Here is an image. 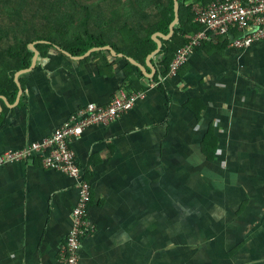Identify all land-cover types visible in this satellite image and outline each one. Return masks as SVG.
<instances>
[{
	"label": "crops",
	"instance_id": "crops-1",
	"mask_svg": "<svg viewBox=\"0 0 264 264\" xmlns=\"http://www.w3.org/2000/svg\"><path fill=\"white\" fill-rule=\"evenodd\" d=\"M239 35H211L164 77L157 54L169 39L158 37L153 57L136 60L144 98L72 142L95 226L80 264H264V38L239 50ZM60 49L19 76L15 101L0 95V153L130 93L128 72L138 74L124 54L73 59ZM75 184L39 160L0 167V264H62Z\"/></svg>",
	"mask_w": 264,
	"mask_h": 264
},
{
	"label": "trees",
	"instance_id": "trees-1",
	"mask_svg": "<svg viewBox=\"0 0 264 264\" xmlns=\"http://www.w3.org/2000/svg\"><path fill=\"white\" fill-rule=\"evenodd\" d=\"M214 1L178 0L179 21L174 35L164 41L157 54L162 77L168 74L177 49L202 29L194 22L193 6L207 7ZM174 19V0H0V95L9 102L15 101L18 94L15 74L31 66L33 43L39 51V60L53 46L81 56L92 48L110 45L125 57L144 63L157 48L153 34L168 35ZM208 40L212 41L211 35L205 41ZM102 53L94 52L86 60ZM125 57L128 69L133 75L138 74L133 78L128 72L125 89L128 92L145 89L144 76ZM215 150L216 146L213 153Z\"/></svg>",
	"mask_w": 264,
	"mask_h": 264
},
{
	"label": "built area",
	"instance_id": "built-area-1",
	"mask_svg": "<svg viewBox=\"0 0 264 264\" xmlns=\"http://www.w3.org/2000/svg\"><path fill=\"white\" fill-rule=\"evenodd\" d=\"M192 10L194 21L201 25L202 29L177 49L170 66V75L176 74L194 49L208 39V35L226 37L237 30L240 35L233 38L231 47L240 50H246L264 38V0H215L207 7L194 5ZM159 84L151 82L150 85L156 87ZM145 95L144 91L127 93L121 90L106 106L92 103L80 109L51 136L22 148L8 149L0 153V167L39 160L44 169L59 172L75 181L77 204L72 211L71 229L60 248L62 264H80L81 241L95 229L89 218L92 186L76 163L71 144L81 137L87 128L108 125L120 119Z\"/></svg>",
	"mask_w": 264,
	"mask_h": 264
},
{
	"label": "water",
	"instance_id": "water-1",
	"mask_svg": "<svg viewBox=\"0 0 264 264\" xmlns=\"http://www.w3.org/2000/svg\"><path fill=\"white\" fill-rule=\"evenodd\" d=\"M179 11H180V6H179V2L178 0H174V12H175V19L174 21L170 24V32L168 35H164V34H161V33H156L153 37V39L158 43V45L161 46V42L160 40H158V37H161V38H164V39H170L173 34H174V27L175 25L178 23L179 21ZM40 42H45V41H40ZM31 48L32 50L34 51V56H33V60H32V64L29 68L27 69H23V70H20L18 71L16 74H15V78H16V83L17 85L19 86L20 88V91L22 92L21 90V84H20V81H19V76L21 74H24V73H28V72H31L32 70H34V68L36 67V64H37V61H38V57H39V51L36 49L34 43L31 44ZM57 48V47H56ZM61 50V49H60ZM101 50H108L112 53L113 56L117 57H123V54L121 53H117L114 48L110 45H106L104 47H95V48H92L90 49L87 53H85L84 55H81V56H73L71 53H69L68 51H64V50H61L64 54H66L67 56L73 58V59H84L88 56H90L93 52H97V51H101ZM156 51H154L152 54H150V59L153 57V54L155 53ZM128 60L140 67L143 71L145 70L144 67L142 65H140L136 60H134L133 58H128ZM2 99H5L4 97H1Z\"/></svg>",
	"mask_w": 264,
	"mask_h": 264
},
{
	"label": "clouds",
	"instance_id": "clouds-1",
	"mask_svg": "<svg viewBox=\"0 0 264 264\" xmlns=\"http://www.w3.org/2000/svg\"><path fill=\"white\" fill-rule=\"evenodd\" d=\"M195 22V21H194ZM240 50V49H239ZM172 63V62H171ZM170 66H171V64H170ZM95 230V229H94ZM94 232V231H93ZM91 233V232H90ZM82 242V241H81Z\"/></svg>",
	"mask_w": 264,
	"mask_h": 264
}]
</instances>
